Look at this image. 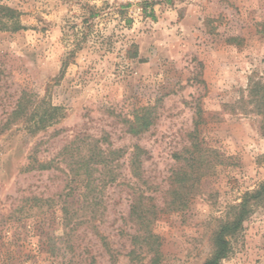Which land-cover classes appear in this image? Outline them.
Returning <instances> with one entry per match:
<instances>
[{
	"label": "rangeland",
	"instance_id": "rangeland-1",
	"mask_svg": "<svg viewBox=\"0 0 264 264\" xmlns=\"http://www.w3.org/2000/svg\"><path fill=\"white\" fill-rule=\"evenodd\" d=\"M0 3L19 10L26 26L0 31V125L23 90L66 111L34 135L21 123L0 135V264H111L92 224L121 251L116 264H128L134 191L145 190L164 207L175 153L192 144L196 127L199 141L214 150L215 166L188 205L160 212L152 230L162 242L160 264H203L216 231L264 181L261 117L240 103L249 76H264V0ZM149 104L156 105L155 123L140 135L127 132L125 120ZM92 139L124 149L120 175L97 194L102 219L72 229L77 218L92 217V194L68 164L88 153ZM136 144L147 151V183L128 166ZM32 156L53 166L26 170ZM29 196L43 201L13 213ZM64 205L73 216L69 225ZM231 245L221 264H264V204Z\"/></svg>",
	"mask_w": 264,
	"mask_h": 264
},
{
	"label": "trees",
	"instance_id": "trees-1",
	"mask_svg": "<svg viewBox=\"0 0 264 264\" xmlns=\"http://www.w3.org/2000/svg\"><path fill=\"white\" fill-rule=\"evenodd\" d=\"M25 28L26 26L21 20V12L7 4L0 3V31L17 32ZM240 103L251 105L250 111L261 117V131L264 135V76L260 75L259 72H253L249 76L247 94L241 98ZM155 106L149 104L137 107L133 111L132 117L125 120L127 132L133 135H140L149 130L157 118ZM65 116L64 106L53 104L47 96L40 97L31 91L23 90L15 107L0 125V135L20 123L28 133L34 135L54 125ZM193 136L194 141L190 146L175 153L178 163L170 175V187L167 191L168 198L165 200L163 208H159L155 203V197L147 194L145 190L134 191V198L130 204L129 218L135 222L136 232H127L133 246L126 252V255L130 258L128 264L161 263L162 242L159 235L152 230L154 220L157 219L160 212L183 210L188 205L192 193L198 189L200 179L214 168L216 163L213 155L214 150L199 141L197 127ZM100 141V139L89 140L87 142L89 146L88 153L78 159H71V164H68L74 175H84L85 186L92 194L90 201H88V204L92 207V217L86 219L77 218L74 220L72 229L78 228L85 222L95 223L93 220L102 219L101 217L105 215L106 209L101 211L96 208L97 204L102 201H98L97 194L108 183L116 182L120 175L119 172H116V167L120 166L119 160L124 154V149L114 148L110 143L104 147L99 143ZM146 153L147 151L142 146L136 144L130 152L128 160L132 177L143 183H147L143 177V155ZM52 166L53 160L39 161L35 156H32L31 162L25 169H49ZM40 201H43V199L37 196L25 197L22 200V204L12 212H27L30 207L37 205ZM261 204H264V181L256 189L245 194L243 201L235 207L233 218L223 222L216 231L213 253L203 264L222 263L231 252L232 237L243 228L244 221ZM28 205L30 207L26 208ZM62 211L64 213V221H68L66 224L69 225L73 221L69 206L64 205ZM98 215L101 216L98 218ZM92 227L94 228V233L102 240L103 246L110 256L111 264H116L121 251L112 247L110 240L99 231L96 224H92ZM91 258L94 259L93 256Z\"/></svg>",
	"mask_w": 264,
	"mask_h": 264
}]
</instances>
